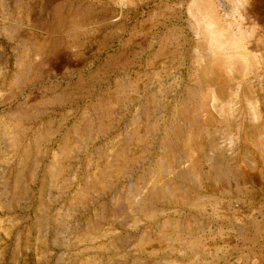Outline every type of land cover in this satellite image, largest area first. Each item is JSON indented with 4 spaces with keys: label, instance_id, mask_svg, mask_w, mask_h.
<instances>
[{
    "label": "rangeland",
    "instance_id": "1",
    "mask_svg": "<svg viewBox=\"0 0 264 264\" xmlns=\"http://www.w3.org/2000/svg\"><path fill=\"white\" fill-rule=\"evenodd\" d=\"M0 264H264V0H0Z\"/></svg>",
    "mask_w": 264,
    "mask_h": 264
}]
</instances>
